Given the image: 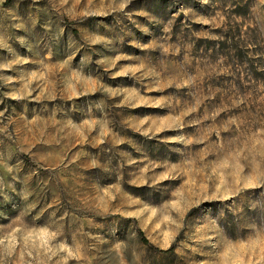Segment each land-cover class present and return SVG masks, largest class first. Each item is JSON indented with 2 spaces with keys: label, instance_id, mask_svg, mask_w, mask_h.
Instances as JSON below:
<instances>
[{
  "label": "rangeland",
  "instance_id": "rangeland-1",
  "mask_svg": "<svg viewBox=\"0 0 264 264\" xmlns=\"http://www.w3.org/2000/svg\"><path fill=\"white\" fill-rule=\"evenodd\" d=\"M0 264H264V0H0Z\"/></svg>",
  "mask_w": 264,
  "mask_h": 264
},
{
  "label": "trees",
  "instance_id": "trees-1",
  "mask_svg": "<svg viewBox=\"0 0 264 264\" xmlns=\"http://www.w3.org/2000/svg\"><path fill=\"white\" fill-rule=\"evenodd\" d=\"M138 237H139L140 241H141L144 245H146V246H148V247H153V246L149 243V241L144 237V234H143L140 230H138ZM171 251H172L171 248L168 249V250H165V251L158 250L159 253H168V252H171Z\"/></svg>",
  "mask_w": 264,
  "mask_h": 264
},
{
  "label": "clouds",
  "instance_id": "clouds-1",
  "mask_svg": "<svg viewBox=\"0 0 264 264\" xmlns=\"http://www.w3.org/2000/svg\"><path fill=\"white\" fill-rule=\"evenodd\" d=\"M54 235V234H53ZM62 247H65V246H62Z\"/></svg>",
  "mask_w": 264,
  "mask_h": 264
}]
</instances>
